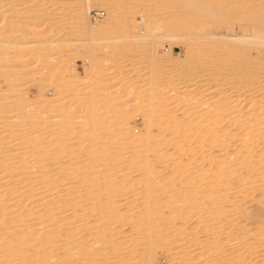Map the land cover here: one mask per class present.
<instances>
[{"label": "bare ground", "instance_id": "1", "mask_svg": "<svg viewBox=\"0 0 264 264\" xmlns=\"http://www.w3.org/2000/svg\"><path fill=\"white\" fill-rule=\"evenodd\" d=\"M53 1L46 0L51 6L47 3L43 6L44 0H24L35 7L30 6L32 9L28 8L26 12L23 10L20 17L23 21H35L36 30L34 34L22 32L17 41L4 42L14 32L15 13L4 19V25H0V32L3 31L0 36L2 64L6 63L8 56L4 52L5 46L13 47L14 53L26 48L30 50L34 44L28 43L27 36L42 37L49 33L47 28L42 30L43 23L46 24L42 21L58 15L60 9L56 5L62 3V7L70 9L72 2L77 0ZM97 1L107 13H104L102 29L108 23L114 24L117 17L123 18L124 22L110 37L87 43L86 53L91 68L84 78L70 69V77L63 80V84L59 79L56 81L57 91L68 89L67 92H72L77 98L78 94L85 95L80 99L72 98L74 102L70 107L76 106L72 107L70 114L66 113L68 118L65 116L64 120L58 121L56 128L52 124V115L59 117L62 114L63 100L60 104L51 103L41 95H36V98L24 96L19 82L24 76H31L33 71L25 65L18 77L11 79L12 67H0V264H17L16 260L28 261L29 264L33 260H37V264H60L57 261L60 259L66 261L64 264H139V257L137 262L132 260H135L134 255L141 246H146L142 247V254L146 251L145 254L156 259L162 245L175 246L183 241L196 247L190 252L191 255L195 252L191 260L194 264H230L234 253L224 250V243L220 240L223 237L221 231L228 229V225L227 235H238L232 240L238 248L234 254L235 261L243 263L249 258L248 264H264V258L259 261L252 258L260 248L258 239L264 238V83L245 86L242 90L241 87L237 92H226L216 100L210 96L211 93L205 96L208 97L206 100L205 97L200 98L204 92L200 87L196 88L198 90L173 91L171 77L161 76L171 65H178L180 60L174 56L175 53V58H169L159 50L166 43L173 47V44L178 45L180 40L187 38L179 33L194 31L188 35L190 40L182 59L187 65L184 63L181 77H201L197 72L200 70L202 74L206 73L204 86L210 82L223 86L229 77L217 76V69L210 71L215 68L212 66L220 64L224 70L235 66L249 67L252 74L254 71V75L264 78V8H255L261 4L252 0ZM164 1L171 7L182 9L183 16L160 17L155 8H148ZM87 2L86 9L90 10L94 5L91 6V0ZM237 10L249 15L250 23L234 32L230 21ZM83 11L78 12L81 14ZM135 15L141 16L142 20L132 23ZM215 22L226 26L227 32H201ZM87 28L92 34L94 29L90 22ZM202 36L208 37L205 41L215 42H210L214 46L208 48L214 56L209 64H206L205 57L212 55L209 52L204 54L209 45L206 46ZM66 38L61 35L58 39H38L34 42L37 46L33 47L35 55L39 57L43 52L42 56L59 65L63 57L60 51L75 43ZM101 42L106 45L104 49L108 54L112 55L110 50L116 47L122 50V57L150 67L146 76L148 82L141 86H135V83L127 86L124 97H132L130 100L128 97L127 100L116 97V93L110 91L113 86H107V81L102 78L113 70L104 72L102 59L93 56L96 43ZM252 46L258 47L257 52H262V61L258 57L253 60L250 55L236 57L237 52L248 51ZM49 49L59 52L46 54ZM13 50L9 51L13 53ZM134 51L144 55H132ZM223 53L230 57H221ZM92 69L96 74L93 75ZM55 70L56 67L49 72L55 75ZM41 71L39 73L43 75ZM40 80L45 82L43 78ZM240 90L243 91L241 95L246 94L244 98L251 99L246 106V114L241 110L244 102L240 108L233 105L238 102ZM256 90H262V96L251 98ZM201 99L205 101L201 102ZM79 102H83L82 112L78 111L79 106L82 110ZM196 104L204 107L200 113V106L197 109ZM176 108L183 110V118L174 116ZM195 111H198L196 117ZM187 113L189 116L184 119ZM136 114L143 119L138 131L131 124ZM227 116V124L217 128L221 119ZM45 131L50 133L48 137L44 136ZM52 136H56L57 140L53 141L56 144L49 146ZM63 159L65 162L56 168L52 166L59 162L49 164L52 160ZM169 166L171 170H168ZM161 168H168V172ZM252 196L257 204L252 209H245L243 199ZM84 201H89L87 207L80 206L82 202L86 203ZM69 203L78 207H71ZM164 207L165 210L168 207L166 211ZM191 219L193 227H185ZM75 223L79 225L75 226ZM126 225L130 229H125ZM63 226L74 227L63 231ZM250 235H253V240L248 239ZM72 238L76 240L70 244ZM33 242L43 245L38 249L25 248L26 244ZM127 244L130 245L126 247ZM61 250L57 256L55 253ZM175 252L169 254L170 258L175 257ZM100 253L103 257L98 259Z\"/></svg>", "mask_w": 264, "mask_h": 264}, {"label": "rangeland", "instance_id": "2", "mask_svg": "<svg viewBox=\"0 0 264 264\" xmlns=\"http://www.w3.org/2000/svg\"><path fill=\"white\" fill-rule=\"evenodd\" d=\"M21 1V2H20ZM45 2L44 3H42V4H44L43 6H46L45 5V3H47V5H49V6H51V3H48V2H50V0H48V2H46V0H44ZM60 0H54L53 2L55 3V2H59ZM88 0H77V1H75V2H72V4L73 5H71L70 7V9H66V7L64 8V7H62L61 6V4L60 3H58L57 5H56V7L57 8H59L60 9V11H58L57 12V16L54 18V19H52V18H46V19H44L43 21H42V23L43 22H46V24H44L43 23V28H42V30H45L46 28V31L48 32L49 31V33H46L45 35H42V37L41 36H39V37H37V36H27V41H28V43H30V44H34L33 46H31L30 47V50L29 49H27L26 48V50H21L20 52H16V53H14V50H13V47H6L5 46V50H4V52L5 53H8V56L6 55V58H5V61H6V63H4V64H2V62H0V67L2 66V65H4V66H6V67H12V72H13V76L11 77V79H16L17 77H18V73H19V71H21V67L23 68V66H25V65H27L28 66V69H30L31 71H33V74L31 75V76H24V78H22L21 80H20V82H19V84L21 85V88L23 89V91L24 92H22L23 93V95L25 96H31L32 98H34L36 95H41V96H43L44 98H48L49 99V101L51 102V103H53V102H58V103H60V102H62V100H63V111H64V109H65V111L63 112H61L62 114V116L61 115H59V117L58 116H56V115H52V124L54 125L55 124V127L54 128H56L57 127V125L59 124V122H61V120H64L65 118H68V116L69 115H67V114H70L71 113V109H72V107H74V106H76V105H74L73 104V106L72 107H70L71 106V103H73L74 101H73V97L74 98H76V99H80V97L81 98H83V97H85V95L83 96V94H78V98H77V95L76 96H73V93L72 92H67V90L68 89H61L60 91H62V92H60V91H57L56 90V81H58V79L60 80L59 82L60 83H64V81H66L69 77H70V74H71V72H70V69L71 70H73L74 72H77V74H78V76H80L81 78H84L83 76H85V74H86V71H88L90 68H91V66L90 65H88V60H90V58L88 57V54L86 53L87 52V47H86V45H87V43L90 41V42H92V40L93 39H98V38H107V37H110V34L112 35V33H113V31H119V29H120V27L122 26V23L124 22V19L123 18H119V17H117L115 20V23L114 24H106L104 27H103V29L101 28L102 27V25L105 23L104 21H105V16H104V13H106V11L105 10H103V8H102V5H99L98 4V1L97 0H91V6L92 5H94V6H92L91 7V9L90 10H87L86 8H87V2ZM148 1V0H147ZM252 1H259L258 3L259 4H261L260 6H258V7H255V8H259V9H262V8H264V0H252ZM25 2H28V1H25ZM24 2V0H0V25L2 26V25H4V19L9 15V14H11V13H15V17H16V19H15V22H14V25H13V31L14 32H12V34L10 35L11 37H9V38H6V39H4V42L5 43H7V42H10V40L11 41H13V40H18V39H20L21 38V36H22V32H31L32 34H34V30H36L35 29V21H33V20H28L27 19V21H23L24 19H21V13H22V11L24 10H31L32 8H34L35 6L34 5H32L33 3H25ZM53 2H52V4H53ZM85 2H87V3H85ZM165 3H168V6H166L167 4H165ZM25 4V5H24ZM66 4H68V3H66ZM97 4V5H96ZM148 4V3H147ZM162 4H163V7H164V9H163V7H161L162 6ZM162 4H161V2H160V4H155V5H157V7L155 6H153V7H148V8H155V10H157L158 12H156L157 13V15H161L162 17H164V16H169V15H172V14H175L174 16H177V17H182L183 16V14H184V11H182V9H180L179 7L177 8V7H171L172 5H170L169 6V2H162ZM142 5H146V3L145 4H142ZM160 5V6H159ZM29 6V7H28ZM30 6H32V8H30ZM49 6H47V7H49ZM165 6L167 7V9L165 8ZM142 7H144V6H142ZM160 7V8H159ZM169 7H170V9H169ZM29 8V9H28ZM161 8H162V10H164V11H162L161 10ZM172 8V9H171ZM166 9V10H165ZM168 9H169V11H168ZM79 10H84L83 11V13H81V14H79ZM154 10V11H155ZM67 11V12H66ZM170 13H168V12ZM26 12V11H25ZM160 12V13H159ZM166 13V14H163V13ZM236 12V11H235ZM159 13V14H158ZM183 13V14H182ZM107 14V13H106ZM163 14V15H162ZM181 14H182V16H181ZM101 15V16H100ZM235 15V16H234ZM234 15H232L234 18H232L231 19V24L232 25H230L233 29H234V32H238V27H240V26H246V25H248L249 23H248V18H249V15L247 16V14H245V13H242V12H238V10H237V13L236 14H234ZM137 16V17H136ZM158 16V17H159ZM160 16V17H161ZM133 17V16H132ZM133 18H136V19H133ZM132 19H131V21H132V23H136V22H139V21H141L142 20V17L141 16H138V15H135L134 17H133ZM118 19V20H117ZM141 19V20H140ZM49 20V21H48ZM134 21V22H133ZM136 21V22H135ZM89 22L92 24V26H93V29H94V31L92 32V34H90V33H88V28H87V25L89 24ZM217 22H215L212 26H208V28H205V30L203 29V30H201V32L204 34V33H206V34H210V33H213L214 32V34H216V33H226L227 32V29L224 27V26H222L219 22V29H218V23H217V25H215ZM246 23H248V24H246ZM75 24V25H74ZM210 24V23H209ZM45 25V26H44ZM119 25V26H118ZM52 26V27H51ZM215 26H216V28H215ZM220 26H222V27H220ZM31 27H32V29H31ZM50 27H51V29H50ZM231 27H229V29H231ZM75 28V29H74ZM76 30V31H75ZM73 31V32H72ZM74 31H75V33H74ZM36 32V31H35ZM72 32V33H71ZM194 31H192V33H193ZM196 32V31H195ZM197 32H199V31H197ZM196 32V33H197ZM2 33H3V31H1L0 32V36H2ZM179 33V32H178ZM178 33H176V34H178ZM192 33L191 32H187V33H179L178 35H185V36H187V38H184V39H182V40H180L181 41V43L180 44H178V45H176V44H173L172 46L173 47H171L168 43H166L163 47H160V51L161 52H163V55L165 56V57H174V56H176L180 61H178L179 63H178V65H176V64H174V65H171L168 69H167V73H166V71H164L163 73L165 74H163L162 76H161V78H166L165 76H167V75H169V77H171V82H172V87H171V90H175V91H184V90H188V89H195V90H198V89H196V88H199V89H201L202 88V91L204 90V92H201L200 90V92H201V94H200V98H203V97H205V96H207L208 95V93L210 94V96L211 97H214L215 98V100L217 99V98H220V96L222 97V96H224V94L226 95V92H237L241 87V90L245 87V86H249V85H254V84H258V83H260V82H263L264 83V78L263 77H257L256 76V74L254 75V71H253V74L250 72V70H249V67H240V66H235V67H228L227 69H223L222 68V65H220V64H217L218 66H220V67H218V66H216V65H214V66H212V67H215V68H212L210 71L212 72V71H214L215 69H217L216 71H217V76H221V75H227V78L229 77V79L225 82V84L223 85V86H221V85H218L216 82H210L211 84H208L207 86L205 85L204 86V84H205V81H207L205 78H206V76H204V75H206V73H204L203 72V74L201 73V71L199 70H197V72H199L200 74L199 75H202L201 77H198V78H195V76L194 75H187V77H186V75H185V77L183 78V77H181V72H183L184 71V65L186 64L187 65V63H185V61H183L184 59H183V54H185V50L187 49V47H186V45L188 44V42H189V40H190V38L188 37V35L190 36V35H192ZM201 33V34H202ZM65 36V37H67L66 39L67 40H71V41H73V42H75V43H73V45H71L70 46V48L68 49V48H65V49H62L63 51H60V53H62V61H61V63L59 64V65H54L55 63H52V62H50L49 60H47L46 58L47 57H44V56H42V54H43V52H41V54L39 55V57L37 56V55H35V53H34V46H37L36 45V43H34V42H36L38 39L39 40H42V38L44 39V40H46V38H52V39H58L60 36ZM204 36H202L201 38H203ZM205 38H208V37H205ZM205 38H203V40L205 39ZM16 40V41H17ZM200 40H202V39H200ZM203 40H202V42H203ZM205 41V40H204ZM206 41H209V39L208 40H206ZM205 41V44H206V46L207 45H209V46H207L206 48V53H204V54H208L207 52H209V50H208V48H211L212 46H214V40L213 41H209V43L207 44V42ZM43 42H45V41H43ZM210 42H214V43H212V45H210L211 43ZM92 45H94V43H91ZM175 45V46H174ZM180 45V46H179ZM96 48L94 49V53L95 54H93V56H94V58H96V59H99V60H101V62H102V68H104V72H107V70L106 69H108V71H109V69H111V70H113V71H111V72H113V73H110V74H105V75H103L102 76V78L103 79H105V81H107V86H110V87H112L113 86V88L110 90L113 94H115V96L116 97H119L120 99L121 98H123L124 97V94H125V92L124 91H127V86H129L130 84H132V83H135V86H141V85H143L144 83H146V76H147V74H149L147 71L149 70V68L150 67H148V65H144V63L143 64H139V63H137V62H135V61H133V60H131V58H128V57H126V56H123V57H125V58H123L121 55H120V52L122 51V50H118L119 48H116V47H114V48H111V53H113L112 55L111 54H108L107 52H106V50L104 49L105 48V44L103 43V42H101V43H96ZM254 46V45H253ZM251 47V48H248V51H243V52H237V54H236V57H238L239 58V56L240 55H250V56H253V60L256 58V57H258V60H260V61H262V59H263V55H262V52H257V50H258V47ZM9 50H13V53L11 52V51H9ZM50 50V51H49ZM49 50H47L48 52L46 53V54H53V53H57V52H59L58 50H54V49H52V50H54V51H52L51 49H49ZM216 50V49H215ZM51 52H53V53H51ZM210 52H212V50L210 49ZM210 52H209V54H210ZM34 53V54H33ZM55 53V54H56ZM175 53V54H174ZM242 53V54H241ZM132 55H135V56H139V55H144V53L143 52H138V51H134L133 53H131ZM173 54H174V56H173ZM119 55V56H118ZM210 55H212L211 57L210 56H206L205 58V61H206V64H209V63H211L210 62V59H213L214 58V56H213V54H210ZM114 56V57H113ZM181 56V57H180ZM98 57V58H97ZM109 57H110V59H109ZM221 57H223V58H228V57H230V55L228 54V53H223V54H221ZM108 58V59H107ZM175 58V57H174ZM183 59V60H182ZM91 60L93 61V59L91 58ZM237 60V59H236ZM107 61V62H106ZM180 62H182V63H180ZM208 62V63H207ZM43 63L45 64V65H43ZM185 63V64H184ZM215 63V62H214ZM29 64H31V66H29ZM47 64V65H46ZM42 66L40 69H39V67L40 66ZM35 66V67H34ZM36 66H39V67H36ZM154 66V65H153ZM152 66V67H153ZM156 66V65H155ZM154 66V67H155ZM159 67H163L164 65H158ZM31 67H34V68H31ZM44 67V68H43ZM55 67H56V72H55V75H53V74H51L50 72H51V70H52V68H54L55 69ZM132 67V68H131ZM217 67V68H216ZM38 68V69H37ZM43 68V69H42ZM48 68V69H47ZM218 68H222V69H218ZM37 69V70H36ZM50 69V70H49ZM69 69V70H68ZM35 70V71H34ZM43 72H42V71ZM58 70V71H57ZM93 70V69H92ZM91 70V71H92ZM174 70V71H173ZM183 70V71H182ZM220 70H221V72H220ZM38 71V72H37ZM39 71H41L42 72V74L43 75H41V73H39ZM50 71V72H49ZM117 71V72H116ZM169 71H170V74H169ZM172 71V72H171ZM181 71V72H180ZM209 71V72H210ZM262 71H264V68L262 69ZM36 72V73H35ZM46 72V73H45ZM49 72V73H48ZM93 72V75L94 74H96V72L93 70L92 71ZM115 72V73H114ZM154 72H156V71H154ZM45 73V74H44ZM57 73V74H56ZM127 73V74H126ZM46 74L48 75V77H46ZM81 74V75H80ZM91 74V73H90ZM132 74V75H131ZM146 74V75H145ZM134 75V76H133ZM194 76V77H193ZM29 77V78H28ZM30 77H31V79H30ZM46 77V78H45ZM141 77V78H140ZM193 77V78H192ZM208 77H210L209 75H208ZM40 78H43V79H45V82H44V80H40ZM181 78H183V79H181ZM187 78V80H184V79H186ZM195 78V79H194ZM55 79V80H54ZM85 79H86V77H85ZM138 79V80H137ZM34 80H36V81H34V82H36V83H34L33 81ZM39 80L42 82H39ZM54 80V81H53ZM64 80V81H63ZM190 80V81H189ZM192 80H193V82H192ZM195 80V81H194ZM38 81V82H37ZM82 81H83V79H82ZM148 82V81H147ZM195 82H197L196 84H195ZM55 83V84H54ZM119 84H120V86H119ZM116 85V86H115ZM186 85V86H185ZM115 86V87H114ZM204 86V87H203ZM121 87V88H120ZM187 87V88H186ZM207 90V91H206ZM220 90V91H219ZM229 90V91H228ZM240 90V92H238L237 93V95L239 96L238 97V102L237 103H234L233 105H235V106H238V108H240V104L242 103V102H244V104H243V108L244 109H241V110H243V112H242V114H246V112H247V109H248V107L246 108V106L248 105V104H250V102H251V99L249 100V97H248V99L247 98H244V97H247L246 96V94H244V95H241V92H243V91H241ZM246 90V89H245ZM120 91H122V92H120ZM57 92V93H56ZM67 93V94H66ZM220 93V94H219ZM222 93V94H221ZM62 94V95H61ZM214 94V95H213ZM262 94H263V91L262 90H256V91H254V93L252 94V96H251V98H256L257 96L259 97V96H262ZM122 95V96H121ZM248 95V94H247ZM34 96V97H33ZM121 96V97H120ZM241 96H243V97H241ZM59 97V98H58ZM128 96H125L124 97V99L126 98V100L129 98H127ZM36 98V97H35ZM68 99V101H66L67 99ZM132 98V97H131ZM131 98H129L128 100H130ZM61 99V100H60ZM206 99H208V97H205V100ZM204 99L202 100L201 99V102H204L205 101ZM64 101H66L65 103H64ZM62 103H60V104H62ZM80 104L79 105H81L82 106V103L83 102H79ZM170 103V102H169ZM67 104V105H66ZM70 104V105H69ZM129 105V104H128ZM127 105V106H128ZM65 106H66V108H65ZM67 106H68V108L70 109V111H69V109L67 108ZM195 106H197L196 108L198 109L199 107L198 106H200V108L198 109V111H199V113L202 111V109H204V107H202L200 104H196ZM172 107V106H171ZM202 108V109H201ZM83 109H84V106H82V110H81V108H80V106L78 107V111L79 112H82L83 111ZM177 109V108H176ZM133 110H137V109H133ZM172 110H174V107L172 108ZM75 111V110H74ZM139 112H138V114L140 113V110H138ZM175 111V110H174ZM177 112H176V115H175V112H174V116H178V117H180V118H183L182 117V112H183V110L181 111H179L178 109L176 110ZM194 111V110H193ZM193 111L191 112L192 114H193ZM198 111L196 112L195 111V114H194V116L195 115H197V113H198ZM189 112V114H191ZM65 113V114H64ZM67 113V114H66ZM138 114H136L135 116V118L132 120V122H131V124H132V127L134 128V129H136V128H138L136 131H138L139 129H141V125H142V121H143V119H142V117L141 116H138ZM192 114H191V116H192ZM56 116V117H55ZM65 116H67V117H65ZM186 116V117H185ZM184 116V119H187L188 118V113L186 114ZM65 117V118H64ZM196 117V116H195ZM228 117L229 116H227V117H224V118H222L221 119V122H220V126L218 125V127L217 128H221V126H224V125H226L227 124V122L229 121L228 120ZM193 118V117H192ZM57 119V120H56ZM59 121V122H58ZM228 126V125H227ZM49 132L48 131H45L44 132V136L46 137H48L49 136ZM55 139H54V138ZM51 140H50V144H49V146H53L54 145V143L56 144V142H53V141H56L57 139H56V136H52L51 138H50ZM53 142V143H52ZM51 143H52V145H51ZM65 159H63V160H61V161H54V160H52V162L50 161L49 162V164H54V163H57V162H59L58 164H56L55 166H52L53 168H56V167H58V166H60V164L61 163H63V162H65L64 161ZM54 161V162H53ZM51 165H49V167H50ZM169 168V169H168ZM167 169L168 170H171L172 169V167H171V169H170V166L168 167ZM165 169V168H164ZM163 168H161L160 170H164ZM167 169H165V170H167ZM168 170L167 171H165V172H168ZM33 171V170H32ZM31 174H33V172L31 173ZM36 174V173H35ZM29 175V174H28ZM110 176H112V175H110ZM171 182V180H168V183H170ZM167 183V182H166ZM175 193H177V192H175ZM248 198V199H247ZM247 198H244L243 199V201L245 202L244 203V205H245V209L246 208H248V209H252L256 204H257V202H254V201H256V198H254L253 196L252 197H247ZM250 198V199H249ZM251 198H253V199H251ZM178 199H180V198H178ZM255 199V200H254ZM264 199V198H263ZM181 200V199H180ZM84 202H89V201H84ZM83 203L82 202V204L83 205H80V206H84V207H87V205L89 204V203ZM248 203V204H247ZM70 204V203H69ZM85 204H86V206H85ZM71 205V207H73V205H75V207H78V205L76 206V204H73L72 205V203L70 204ZM70 205H68V206H70ZM254 205V206H253ZM79 206V207H80ZM167 208L168 207H166V210H167ZM174 208V207H173ZM176 208V207H175ZM165 210V207H164V211H166ZM194 211H192V213H193ZM192 213H190L189 212V214L191 215V217H192ZM240 219H243V218H240ZM192 222L194 223V221H193V219H191L188 223H187V226H185V227H193V224H192ZM248 221H246V223H247ZM192 224V225H191ZM75 226H78L79 225V223H75L74 224ZM250 226V225H249ZM248 226V227H249ZM74 227V226H73ZM72 226H63V227H61V230H63V231H66V230H70L71 228H73ZM252 227V226H251ZM130 229V227L128 226V225H126L125 226V229ZM226 228H228V229H225V228H223V230L221 231L222 233H221V237L222 238H220V240L222 241V243H224V244H222L223 246H225V248H223L224 250H228V252L230 253V254H235L236 255V252H237V247H236V245L235 244H233V242H232V240H233V238H237L238 237V235L237 236H235V237H233L232 235L230 236V235H227V232H228V230H229V228H230V225H228ZM133 232H135V230H133ZM226 234V235H225ZM203 235V234H202ZM201 235V236H202ZM225 235V236H224ZM203 236H205V235H203ZM227 236H228V238H227ZM239 236H241L240 234H239ZM253 236V235H252ZM251 235L249 236L250 238H248V239H250V240H253V238L254 237H252ZM230 238H232V239H230ZM227 239V240H226ZM74 240H76V238H72L71 239V243L70 244H73L74 243ZM132 241V240H131ZM229 241H230V243H229ZM235 241V240H234ZM130 243V242H129ZM258 246L260 247V248H258L257 249V251H256V253H254L253 255H252V258H257L258 259V261L259 260H262L263 258H264V238H260V241H259V239H258ZM261 244V245H260ZM42 245H43V243H40V242H38V243H36V242H33V243H29V244H26L25 245V248L26 249H31V248H34V249H38V248H40V246L42 247ZM130 244H127V246L126 247H128ZM175 246H176V248H175V246H173L172 244L170 245V244H166V245H160L159 247V253H158V256H157V258L155 259V258H151L150 257V255H147V254H145L146 253V251L145 252H143L144 254H142V252H141V250L142 249H144L146 246H141V250H139V251H137L136 252V256L134 255V259L135 260H132V261H134V262H137V258H138V262H139V264H170L171 262H172V264H194V262L193 261H191V260H193L192 258H193V255H194V253L195 252H193L192 254L193 255H191V253L190 252H192V250H195L196 249V247L195 246H193L191 243L189 244V243H185V241H183V242H181V243H177V245L176 244H174ZM181 245V246H180ZM191 245V246H190ZM46 245H44V247H45ZM172 246V247H171ZM193 246V247H192ZM125 247V246H124ZM123 247V248H124ZM125 247V248H126ZM142 247H144V248H142ZM179 247V248H178ZM181 247V248H180ZM262 247V248H261ZM64 248V247H63ZM168 248V249H167ZM171 248H175L176 250H174V251H172V252H175L176 253V255H175V257H173V258H170V256L171 255H169V254H171L172 252H169L168 253V250H170ZM186 248V249H185ZM161 249H164V250H162L161 251ZM167 251H166V250ZM181 252V253H179V251ZM183 252H182V251ZM260 250H261V252H260ZM63 250H61V251H58V252H56L55 254H57V256H60L59 255V253L61 254V252H62ZM163 251H164V253H163ZM141 252V253H140ZM162 252V253H161ZM177 252L179 253V254H177ZM166 253H168V254H166ZM137 254H139V255H137ZM140 254H142V256H140ZM181 254V255H180ZM189 254V255H188ZM233 254V256H232V261H231V263L230 264H248L249 263V261H250V259L248 260V259H246V260H244V262L243 263H238L237 261H235L236 259V257H235V255ZM178 255V256H177ZM56 256V255H55ZM98 256L99 257H97V256H95V257H97L98 259L99 258H101V256L103 257V254H98ZM149 256V257H148ZM177 256V257H176ZM250 257V256H249ZM60 258V257H59ZM74 258V257H73ZM83 258H85L84 260H86V257H83ZM170 258V259H169ZM175 258H177V259H175ZM247 258V257H246ZM167 259V260H166ZM171 259H172V261H171ZM182 259V260H181ZM186 259V260H185ZM84 260H82V261H84ZM189 260V261H188ZM58 261V263H60L61 264V262H62V264H64L65 262H63V260L61 261V259L60 260H57ZM60 261V262H59ZM70 261V260H69ZM79 262H80V260H78ZM82 261H81V263H82ZM131 261V262H132ZM178 263H177V262ZM181 261V262H180ZM0 262H1V260H0ZM32 263L31 264H37V263H39L37 260H33V261H31ZM168 262V263H167ZM207 262V261H206ZM16 263L18 264H29L28 263V261H17L16 260ZM6 264H8V263H6ZM204 264H205V262H204Z\"/></svg>", "mask_w": 264, "mask_h": 264}]
</instances>
